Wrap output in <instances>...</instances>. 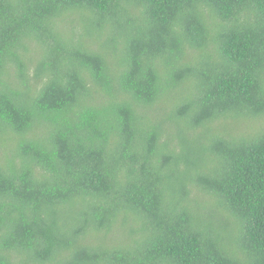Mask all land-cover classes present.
<instances>
[{
  "label": "trees",
  "instance_id": "trees-1",
  "mask_svg": "<svg viewBox=\"0 0 264 264\" xmlns=\"http://www.w3.org/2000/svg\"><path fill=\"white\" fill-rule=\"evenodd\" d=\"M0 264H264V0H0Z\"/></svg>",
  "mask_w": 264,
  "mask_h": 264
}]
</instances>
